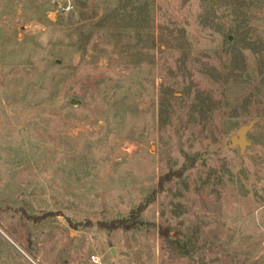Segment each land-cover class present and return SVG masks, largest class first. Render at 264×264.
Masks as SVG:
<instances>
[{"label": "rangeland", "instance_id": "rangeland-1", "mask_svg": "<svg viewBox=\"0 0 264 264\" xmlns=\"http://www.w3.org/2000/svg\"><path fill=\"white\" fill-rule=\"evenodd\" d=\"M0 264H264V0H0Z\"/></svg>", "mask_w": 264, "mask_h": 264}, {"label": "water", "instance_id": "water-1", "mask_svg": "<svg viewBox=\"0 0 264 264\" xmlns=\"http://www.w3.org/2000/svg\"><path fill=\"white\" fill-rule=\"evenodd\" d=\"M231 40V37H229ZM78 102L76 100H71V105H76ZM257 121L253 120L248 124L241 126L233 136L230 137V145L234 148H238L241 155L245 154L247 147L249 146V142L247 141L248 133L254 128Z\"/></svg>", "mask_w": 264, "mask_h": 264}, {"label": "trees", "instance_id": "trees-1", "mask_svg": "<svg viewBox=\"0 0 264 264\" xmlns=\"http://www.w3.org/2000/svg\"><path fill=\"white\" fill-rule=\"evenodd\" d=\"M105 228L109 230H114V229H130L132 226H128L127 220H117V221H112L107 224H103Z\"/></svg>", "mask_w": 264, "mask_h": 264}]
</instances>
